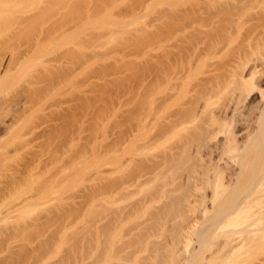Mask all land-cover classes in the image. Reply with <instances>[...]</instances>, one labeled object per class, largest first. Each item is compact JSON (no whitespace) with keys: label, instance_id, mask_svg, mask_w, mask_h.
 Returning a JSON list of instances; mask_svg holds the SVG:
<instances>
[{"label":"rangeland","instance_id":"1","mask_svg":"<svg viewBox=\"0 0 264 264\" xmlns=\"http://www.w3.org/2000/svg\"><path fill=\"white\" fill-rule=\"evenodd\" d=\"M262 2L0 0V73L17 50L27 45L29 50L20 57L18 68L0 80V142L5 148L9 142L6 150L0 147L2 155L6 151L0 155V194L6 192L0 195V214L12 200L13 189L6 190L15 177L17 182L24 180L18 192L30 198L20 214L28 223H21L27 228L24 238L11 242L0 256L7 257L8 252L12 259L21 242L27 245L20 252L23 264H186L193 248L201 253L193 259L197 264L201 255L209 257L225 239L219 233L242 227L226 219L224 231L206 232L227 192L225 188L223 194L217 193L218 176L221 171L224 183L230 178L232 125L242 141L258 111L259 103L251 100L257 89L251 97L238 96L235 103L238 91L233 87L242 79L239 64L249 56L251 27L255 33L263 30L256 37L263 40L250 62L264 70ZM101 3V13L94 16ZM72 13L80 18L76 28L57 37L59 30H54L51 37L39 39L38 31L58 27L52 24L56 21L69 22ZM98 31L103 34L95 38ZM70 48L72 58L62 55ZM93 51L104 56L77 62L78 54ZM107 65L110 71L100 72ZM263 73L255 77L262 88ZM28 89H38L36 96L26 94ZM23 105L26 113L20 112ZM190 106L197 115L176 123L177 111ZM13 114L22 117L16 121L24 124L20 138L12 134L11 127L21 125L11 123ZM37 116L40 124L35 130L40 134L31 139L28 130ZM34 151L41 185L36 206L30 192L32 176L27 175ZM111 180L117 186L112 187ZM260 248L249 252L264 258ZM239 252L227 264H248L250 253ZM259 257L254 262L262 260Z\"/></svg>","mask_w":264,"mask_h":264},{"label":"bare ground","instance_id":"2","mask_svg":"<svg viewBox=\"0 0 264 264\" xmlns=\"http://www.w3.org/2000/svg\"><path fill=\"white\" fill-rule=\"evenodd\" d=\"M257 1H259V0H257ZM264 1V0H263ZM262 3H264V2H262ZM100 4V3H99ZM102 5H103V3H101V5H99V6H97V7H95V9L93 10V15L95 16H97L98 15V12L99 11H101L100 9H101V7H102ZM73 6H75V8L77 7V3H74L73 4ZM262 6V5H261ZM257 8H258V4H257ZM262 9V8H261ZM258 10V9H257ZM263 10H264V6H263ZM256 12V11H255ZM254 12V13H255ZM257 12H259V10L257 11ZM99 13H101V12H99ZM260 13V12H259ZM258 13V14H259ZM263 13H264V11H263ZM73 14V13H72ZM257 14V15H258ZM261 14V13H260ZM74 16L71 18V17H69V18H71V19H69L70 21L68 22V26H64V25H62V24H67V22L63 19V21L61 22V23H59L58 21H56V22H53L52 24L53 25H58V27H53L52 29L49 27V29H45V31H44V29H43V31H38L37 32V36H39V39L40 38H49V37H51L52 35H53V32H54V30H59L58 32L59 33H57L56 34V37L60 34L61 35V33L62 32H64V31H66L67 29H74V28H76L77 27V22H79V21H77V19L79 20L80 18H77L78 17V15L77 14H73ZM256 15V16H257ZM264 15V14H263ZM9 16V15H8ZM77 16V17H76ZM253 16H255V15H253ZM93 17V16H92ZM252 17V16H251ZM258 17V16H257ZM258 18H260V17H258ZM12 19V18H11ZM254 18H252V20H253ZM257 19V18H256ZM263 19H264V16H263ZM5 20V19H4ZM9 20V19H8ZM13 20V19H12ZM261 20V19H260ZM1 21H3V20H1ZM21 21V20H20ZM254 21V20H253ZM7 22V21H6ZM66 22V23H65ZM260 23V22H259ZM70 24V25H69ZM252 24H253V22H252ZM261 25H263V24H261ZM248 26H250V25H248ZM51 27H52V25H51ZM260 27V26H259ZM259 27H258V29H259ZM262 28V27H261ZM33 29V28H32ZM30 31H32V30H30ZM76 31V30H75ZM23 32V31H22ZM61 32V33H60ZM27 33V32H26ZM28 33H29V30H28ZM69 33V32H68ZM74 33V32H73ZM258 32H256L255 33V30H254V27H251V28H249V31H248V34H247V36L249 37V43L247 44L248 46L247 47H249V50H246V52L248 51L249 52V56L247 57V59L245 60V63L244 64H239V69H238V72L240 73H238L239 74V76L242 78H240L241 80H239L240 81V83H235V84H237V85H235L234 87H233V89L234 90H237L238 91V93H234L236 96H237V99H236V102L235 103H237V101H238V96H247V95H249L250 97H251V95H253L252 93H253V91H255L256 89H257V93L255 94V97L254 96H252L251 97V100L252 101H254V100H257V102L259 103L258 104V106H256L257 108H258V111H257V115H256V117H255V123H254V125L252 124V125H250V126H252L251 128H249L250 130H249V132L248 133H246V135L244 134V138H243V140L241 141V139L240 138H238L237 136V133H240V132H237L236 131V128H235V126L234 125H232L233 127H234V132L233 131H231L232 133H233V135H232V133H230L231 134V137H230V139L228 140V141H230L229 143H231L230 144V146H229V148H228V150H229V160H230V162H231V173H229L230 174V178H229V180L227 181V183H224L221 179V171L219 172V176H218V187H220V189L217 191V193H224L225 192V188H226V194L224 193V198L222 199V201H221V203L219 204V205H217V207H216V209H215V212H214V215H213V217H211V219L209 220V222L207 223V225H206V232H210L211 234L212 233H215L216 231L219 233L220 232V229H222L221 231H224L223 230V226H225L226 224H228V223H226L225 222V220L227 219H231V224H238V223H242L243 225H242V227H240V228H237V229H232L231 231H228V233H227V231H226V234H225V232L223 233V232H221V233H219V234H221V236L219 235V234H217V235H219L220 237H222V236H224V237H222L224 240L222 241V240H219L220 242H218V244H217V246H216V249H214L213 250V253L209 256V257H207V256H203V255H201V257H199L198 258V263L197 264H227V263H229L232 259H233V257H234V255L235 254H240V250L242 249V251L243 252H249V251H253L254 253H255V251L254 250H257V248L259 247H261L260 249L262 250V249H264L263 247H264V88H262V87H259L258 85H257V80L255 81V77H257V76H259V74L261 75L262 74V72L264 71H261L262 69H258L256 66H254L252 63L254 62H250L251 60H253V56L254 55H256V53L257 52H259L257 49H259V48H257V46L258 45H260V44H257V43H259V42H261V41H259V37L258 38H256L257 36H258V34H261V35H263V30L261 29V31L257 34ZM31 34V33H30ZM70 34V33H69ZM94 34V37L95 38H100L101 36H102V34H103V32H101V31H98V32H94L93 33ZM28 35V34H27ZM55 37V38H56ZM247 37V38H248ZM262 38H264V37H262ZM258 39V40H257ZM248 41V40H247ZM258 41V42H257ZM264 42V41H263ZM209 43H212V41L211 42H209ZM214 44H216V43H214ZM262 45H263V43H261ZM203 45H206V42H205V44H203ZM26 47V46H25ZM27 47H28V45H27ZM27 47L26 48H23V49H19V50H17L16 52H15V54H14V56L12 57V61H11V59H9L10 61H8L9 63L7 64V65H5V68H4V71H3V75L1 74L0 75V80H2V79H4V78H6L7 76H9L10 74V72L13 70V68L15 67L16 69L18 68L17 66V63L19 62V60H20V57L23 55H28L29 54V50L27 49ZM205 47V46H204ZM264 47V46H263ZM13 48V47H12ZM106 49V48H105ZM14 50V49H13ZM111 50V49H110ZM109 49L107 50L108 52L107 53H109V51H110ZM114 50V49H113ZM106 51V50H105ZM112 51V50H111ZM92 53H93V55H92ZM98 53H99V51H97V52H89V53H80V54H78V57H77V62H78V60L81 58V59H83V58H85L83 61H85V60H87L89 57H96V58H98L99 56L101 57L102 55H103V52H101L102 53V55H98ZM68 55V56H71V58L73 57V55L75 54V53H73V49L72 48H70V49H68V50H66L62 55ZM110 54V53H109ZM105 55H107L106 53H105ZM247 55V54H246ZM262 55V54H261ZM61 56V55H60ZM104 56V55H103ZM102 56V57H103ZM258 56V55H257ZM263 56H264V54H263ZM262 56V57H263ZM79 58V59H78ZM106 58V57H105ZM80 59V60H81ZM242 59V58H241ZM255 59V58H254ZM79 60V61H80ZM100 60V59H99ZM260 60V59H259ZM237 61V60H236ZM242 61V60H241ZM263 61V60H262ZM261 61V62H262ZM66 62H68V61H66ZM70 62V61H69ZM243 62V61H242ZM250 62V63H249ZM259 62V61H258ZM12 63L14 64V65H12ZM239 63V62H238ZM66 64V63H65ZM231 64V63H230ZM237 64V63H236ZM258 64H260V63H258ZM257 64V65H258ZM68 65V64H67ZM249 65V66H248ZM72 66V65H71ZM233 66V65H232ZM237 66V65H236ZM248 66V67H247ZM58 67V66H57ZM62 67V66H61ZM102 67V66H101ZM107 67V68H106ZM104 66V68L103 69H101V71L100 72H104V74L106 73H108L109 71H110V65H109V67H108V65L107 66ZM258 67H259V65H258ZM64 68V67H63ZM66 68L67 69H69L67 66H66ZM65 68V69H66ZM100 68V67H99ZM116 68V67H115ZM246 68V75L245 76H242V72H243V70ZM261 68H264V61L261 63ZM60 69V68H59ZM59 69H56V70H59ZM114 69V68H113ZM236 67H235V71H236ZM54 70V69H53ZM61 70H63V69H61ZM97 70V69H96ZM108 72H107V71ZM14 71V70H13ZM65 70H63L62 72H64ZM70 71V70H69ZM106 71V72H105ZM111 71H112V69H111ZM56 72V71H55ZM100 72H98V70H97V73H100ZM56 74H58V72L56 73ZM95 74H96V72H95ZM103 74V75H104ZM234 74V73H233ZM264 74V73H263ZM100 75H101V73H100ZM235 75V74H234ZM212 76V75H211ZM236 76V75H235ZM262 76H264V75H262ZM37 77V76H36ZM38 77H39V75H38ZM37 77V78H38ZM103 77V76H102ZM214 77H215V75H214ZM233 77V76H232ZM238 77V76H237ZM236 77V78H237ZM49 78V77H48ZM47 78V79H48ZM231 78V77H230ZM257 78H259V77H257ZM264 78V77H263ZM41 79V78H40ZM39 79V80H40ZM235 79V78H234ZM215 80V79H214ZM36 81V80H35ZM206 81H207V79H206ZM211 81V80H210ZM37 82V81H36ZM264 82V81H263ZM34 83V82H33ZM208 84V83H207ZM206 84V85H207ZM47 87V86H46ZM212 87V86H211ZM35 88V87H34ZM33 88V89H34ZM37 88V87H36ZM210 88V87H209ZM25 89V88H24ZM216 89H217V87H216ZM255 89V90H254ZM32 90V89H31ZM30 90V91H31ZM38 90V89H37ZM36 89L35 90H33L34 92H30L29 91V89L27 90V92H26V94L28 93V91H29V93H30V97L33 95L34 97L36 96V94L35 93H37L38 91H37ZM213 90V89H212ZM233 90V91H234ZM19 93V92H18ZM28 93V94H29ZM207 93V92H206ZM255 93V92H254ZM199 94V93H198ZM205 95V94H204ZM32 96V97H33ZM248 96V97H249ZM25 97V96H24ZM27 97H29L28 95H27ZM39 97V96H38ZM207 97V96H206ZM11 98V97H10ZM197 98H198V96H197ZM257 98V99H256ZM14 99V98H13ZM25 99V98H24ZM192 99V98H191ZM190 99V100H191ZM194 99H195V97H194ZM28 100H29V98H28ZM196 100V99H195ZM235 100V99H234ZM12 101V100H11ZM31 101H32V99H31ZM192 101V103H193V105H194V101H193V99L191 100ZM191 101H189V102H191ZM195 104H197V102L195 101ZM201 104V103H200ZM190 105V104H189ZM192 105V106H193ZM196 106V105H195ZM28 107V106H27ZM185 107V106H184ZM187 107V106H186ZM191 107V106H190ZM194 107V106H193ZM30 109V108H29ZM183 109V108H182ZM195 109V108H194ZM194 109H192V107L190 108V109H186L185 110V108H184V111L183 110H181V109H179L178 111H177V118L175 119V122L177 123V122H182L183 120L184 121H188L189 119H187V118H185V117H189L188 115L190 114H192L190 117H192L191 118V120L194 118V114L196 113L195 111H197V110H195L194 111ZM196 109H197V107H196ZM235 109V108H234ZM21 111L20 112H24L25 110H26V105H23L22 106V108L20 109ZM28 110V109H27ZM181 110V111H180ZM69 111V110H68ZM236 111V110H235ZM192 112H194V113H192ZM25 113H26V111H25ZM172 113V112H171ZM68 114V113H67ZM176 114V113H175ZM14 115V114H13ZM19 115H24L23 113H21V114H19ZM58 115V114H57ZM172 115H174V113L172 114ZM195 115H197V114H195ZM25 116V115H24ZM23 116V117H24ZM22 118L21 116H18L17 114H16V116L14 115L13 117H12V120H11V123H12V121L14 120L15 122L16 121H18L20 118ZM25 117H27V115L25 116ZM25 117L23 118V120L25 119ZM29 117V116H28ZM35 117V116H34ZM174 117V116H173ZM232 117V116H231ZM184 118V119H183ZM214 117H211V121L212 122H215V120H216V118H214ZM18 119V120H17ZM32 119V118H31ZM236 119V118H235ZM235 119H233L232 121H234ZM34 120V121H33ZM32 121H31V127L30 128H32V129H29L28 131L30 132V130H31V134H29L28 133V131H27V134H29V135H31V139L33 138H37V136L40 134H38V131H36L35 129L39 126V124H40V122H39V118H38V116L35 118V119H33ZM51 120V119H50ZM172 120V119H171ZM218 120V119H217ZM237 120V119H236ZM21 121V120H20ZM190 121V120H189ZM65 122V121H64ZM170 122V121H169ZM217 122V121H216ZM236 121H234V123H235ZM11 123H9V127H10V124ZM17 123V122H16ZM19 124H21V125H18V126H16L15 125V127L13 128V127H11L12 129V134H15V137H17L18 138V136L19 135H21V134H23V129H21L23 126H24V124H23V122H18ZM17 123V124H18ZM15 124V123H14ZM213 124V123H212ZM251 124V123H250ZM58 125H59V123H58ZM62 125V123L60 124V127H62L61 126ZM63 125H64V123H63ZM236 125V124H235ZM247 125V124H246ZM245 125V126H246ZM249 125V124H248ZM11 126H12V124H11ZM22 126V127H21ZM2 127V126H1ZM5 127H7V126H5ZM8 127V128H9ZM66 127V126H65ZM64 127V128H65ZM165 127V126H164ZM177 127V126H176ZM236 127H237V125H236ZM6 129V128H5ZM51 129V128H50ZM166 129V128H165ZM237 129H238V127H237ZM8 130V129H7ZM8 131H10V129L8 130ZM160 131H161V129H160ZM163 131H164V129H163ZM2 132V131H1ZM24 132H26V131H24ZM242 132V131H241ZM163 133V132H162ZM161 133V134H162ZM26 134V133H25ZM159 134H160V132H159ZM123 134H121L118 138H120L121 136H122ZM237 135V136H236ZM156 136V135H155ZM170 136H172V135H170ZM183 136V135H182ZM241 136H242V134H241ZM21 136H19V138H20ZM123 137V136H122ZM121 137V138H122ZM161 137V136H160ZM173 137V136H172ZM185 137V136H184ZM243 137V136H242ZM121 138L119 139V141L117 142V143H119L120 142V140H121ZM159 138V137H158ZM170 138V137H169ZM181 138V137H180ZM22 140V139H21ZM21 140H18V141H21ZM241 142H240V141ZM122 141V140H121ZM7 141H5V142H3V144L4 143H6ZM12 143H14V142H12ZM16 143H18L17 145L16 144H14L15 146H19V142H16ZM121 143V142H120ZM11 144V143H10ZM21 144H22V142H21ZM114 144H116V143H114ZM113 143H112V145H114ZM178 144V143H177ZM1 142H0V147H1ZM11 145H13V144H11ZM179 145V144H178ZM3 146V145H2ZM8 147H9V142H8V145H7ZM7 146H6V148H7ZM115 146V145H114ZM117 146V145H116ZM4 149L6 150V148H5V144H4ZM22 147V146H21ZM107 147V146H106ZM104 147V149H102L103 151V153L105 154V153H107L108 151L106 150V152L104 151L105 149H109L110 147ZM15 148V147H14ZM18 148V147H17ZM20 148V147H19ZM114 148H116V147H114ZM171 148V147H170ZM4 149H2L1 151H0V155H2V152H3V150ZM16 149V148H15ZM112 149V147L110 148V150ZM117 149V148H116ZM115 149V150H116ZM35 150V149H34ZM114 150V149H113ZM118 150V149H117ZM170 150V149H169ZM33 151V150H32ZM32 151H31V153H32ZM182 151V150H181ZM6 151H4V153H3V155L1 156V158L2 157H4V154H6L5 153ZM110 152V151H109ZM114 152H116V151H114ZM179 154V153H178ZM38 154H37V152H35L34 151V153H33V155H31V156H33V157H31L30 158V160H32V162L34 163V165L32 166V164L30 165V166H32L29 170H28V168H27V163H28V161H26L25 163V165L24 166H26V168H27V170L29 171V173L27 172V175H29V177L30 176H32V179H31V190H30V192H32V200H33V205L34 206H36V204H37V201L35 200L36 199V197L37 196H39V190L41 189H38L39 188V185H40V183H38V181H39V179H38V170H37V160H38V156H37ZM173 155V154H172ZM171 155V156H172ZM25 156H28V155H25ZM30 156V155H29ZM27 158V157H26ZM166 158V157H165ZM173 158V157H172ZM30 162V161H29ZM23 164H24V161H23ZM19 165H21V163L19 164ZM153 165V164H152ZM23 166V165H22ZM154 166V165H153ZM17 167V166H16ZM152 167V166H151ZM20 168V167H19ZM19 168H17V169H19ZM21 169V168H20ZM24 169H25V167H24ZM230 169V168H229ZM15 170H16V168H15ZM140 170V169H139ZM224 170V169H223ZM18 171V170H17ZM20 171V170H19ZM21 171H23V172H25L24 170H21ZM21 171H20V174H21ZM119 171V170H118ZM14 172V171H13ZM16 172V171H15ZM22 172V173H23ZM98 172H99V170H98ZM104 172V171H103ZM115 172V171H114ZM132 173V172H131ZM11 174H13V173H11ZM26 174V173H25ZM15 175V174H14ZM135 175V174H134ZM143 175V174H142ZM141 175V176H142ZM22 176V175H21ZM115 176V175H114ZM117 176V175H116ZM1 177V176H0ZM129 177V176H128ZM134 177V176H133ZM13 178H14V176H13ZM114 178V177H113ZM131 178V177H130ZM15 180L13 181V184H12V186L11 187H7V192H9V190L10 191H12V189H13V196H12V200H10V202H9V204H8V206L5 208V210L3 211V212H1V214H0V222H2L3 223V225H1V226H3V227H1L0 228V235L4 232V235H2L1 236V238H0V253L1 252H3V251H5V250H7L8 248H10V244H11V242H14V241H18L19 242V240H21V239H23L24 237H22L21 238V236H22V234L23 235H25L24 234V230H26L27 228L25 227L24 228V226H22V224L21 223H24L25 221L24 220H22L23 218L20 216V214H21V212H22V210L23 209H25V206H26V201H27V199L29 200L30 198H28L27 197V199L24 197V195L22 194L23 192H18L19 191V187H21V185H22V181H24V180H21V182H17V180H18V178L17 177H15L14 178ZM17 179V180H16ZM20 179V178H19ZM30 179V178H29ZM28 179V180H29ZM120 179V178H119ZM119 179H116V182L119 180ZM7 180H9V179H7ZM114 180V179H113ZM125 180V179H124ZM129 180V179H128ZM140 180V179H139ZM11 181V180H10ZM26 181V180H25ZM115 181V180H114ZM121 181V180H120ZM120 181H118L119 183H121ZM109 182H111V183H113L112 182V180L111 181H109ZM2 183V182H1ZM6 183H9V182H6ZM111 183H108L107 185H108V187H110L109 185H111ZM25 184V183H24ZM106 184V183H105ZM122 184V183H121ZM128 184V183H127ZM107 185H105V186H107ZM124 185V184H123ZM7 186V185H6ZM9 186V185H8ZM23 186V185H22ZM41 186V185H40ZM113 186H117V183L116 184H112V187ZM118 186H119V184H118ZM228 187V188H227ZM5 188V187H4ZM115 189H116V187H115ZM118 189V188H117ZM222 189V190H221ZM3 190V189H2ZM221 190V191H220ZM224 190V191H223ZM25 191V190H24ZM107 191H108V189H107ZM111 191V190H110ZM6 194V192L4 191L3 192V194ZM10 193V192H9ZM3 194H0L1 196L3 195ZM31 195H30V197H31ZM9 198V197H8ZM8 198H7V200H8ZM6 200V199H5ZM35 200V201H34ZM38 200V199H37ZM4 201V200H3ZM2 203V202H1ZM33 206V207H34ZM34 209H36L35 207H34ZM204 211H206V210H204ZM158 213V212H157ZM37 215V214H36ZM36 219H37V217L36 216H34ZM35 218L33 219V223H34V226H33V223H32V225H31V227L33 226L34 227V234H33V232H31V234H33L34 236H35V239H36V237L38 236V234H39V230H37V229H35L36 228V220H35ZM24 221V222H23ZM31 222H32V220H31ZM30 222V223H31ZM107 222V221H106ZM105 222V223H106ZM113 222V221H112ZM229 222H230V220H229ZM36 224V225H35ZM24 225V224H23ZM25 225H28V223L26 224V222H25ZM30 225V224H29ZM103 225V224H102ZM107 225H108V223H107ZM107 225H105V226H107ZM113 225V224H112ZM40 226V225H39ZM39 226H37V228L39 227ZM31 227H29V228H31ZM131 228H133V227H131ZM106 229V228H105ZM205 229V228H204ZM37 232H36V231ZM131 230H133V229H131ZM219 230V231H218ZM105 231V230H104ZM216 232V233H217ZM37 236H36V235ZM223 234V235H222ZM216 235V236H217ZM203 236H204V234H203ZM25 237H30V236H25ZM201 236H199V238H200ZM31 238H33L32 236L30 237V239ZM203 239L205 238V237H202ZM6 239H7V243H6ZM34 239V238H33ZM34 239V240H35ZM26 240V239H25ZM131 240V239H130ZM22 241V240H21ZM30 241V240H29ZM31 242V241H30ZM36 243V245H37V241L35 242ZM16 244V243H15ZM18 245V249H16V250H13L12 252H14V251H16L15 252V257L14 256H12V259L10 258L11 257V255L9 256L8 255V252H7V257H6V255H3L4 257H1L0 256V264H23L22 262H23V255L20 253L22 250H23V248L25 249V247H24V245H26V243L25 244H22L21 242H20V244H17ZM35 245V244H34ZM14 246V245H13ZM16 246V245H15ZM27 246V245H26ZM122 247V246H121ZM196 248V247H195ZM191 249V248H190ZM193 249V248H192ZM191 249V250H192ZM190 250V254H189V257L188 258H186V260H188V262L186 263V262H184V261H186V260H184L183 262L184 263H186V264H193V259L194 258H196V256L198 255V254H201V253H198L197 252V249H193L192 251ZM8 251V250H7ZM9 251L11 252V250L9 249ZM27 251V250H26ZM199 251V250H198ZM9 252V253H10ZM258 251H256V253H257ZM23 253H25V252H23ZM250 253V255H244V256H246V257H248L247 258V262H248V264H264V258H261V257H259L258 255H254V254H252V252H249ZM259 253V252H258ZM264 253V252H263ZM21 255H22V257H21ZM9 256V257H8ZM233 256V257H232ZM263 256H264V254H263ZM14 257V258H13ZM257 257H259V258H261L262 260H260V259H258L259 261H255L254 262V260L257 258ZM172 258H174V257H172ZM183 258V257H182ZM185 258V257H184ZM238 258H239V256H238ZM170 260H171V258H170ZM169 260V261H170ZM178 259H176V261H177ZM174 261V260H173ZM170 263V262H169ZM173 263V262H172ZM175 263V262H174ZM231 263V262H230ZM168 264V263H167ZM176 264H182V263H180V262H178L177 261V263ZM195 264V263H194Z\"/></svg>","mask_w":264,"mask_h":264}]
</instances>
